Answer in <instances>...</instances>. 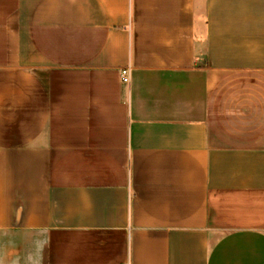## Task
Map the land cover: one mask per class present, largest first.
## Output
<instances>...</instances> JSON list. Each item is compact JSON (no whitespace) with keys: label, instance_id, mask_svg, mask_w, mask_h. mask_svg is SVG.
<instances>
[{"label":"crops","instance_id":"obj_1","mask_svg":"<svg viewBox=\"0 0 264 264\" xmlns=\"http://www.w3.org/2000/svg\"><path fill=\"white\" fill-rule=\"evenodd\" d=\"M0 264H264V0H0Z\"/></svg>","mask_w":264,"mask_h":264},{"label":"built area","instance_id":"obj_2","mask_svg":"<svg viewBox=\"0 0 264 264\" xmlns=\"http://www.w3.org/2000/svg\"><path fill=\"white\" fill-rule=\"evenodd\" d=\"M120 78L122 82L129 81V68H124L120 71Z\"/></svg>","mask_w":264,"mask_h":264}]
</instances>
